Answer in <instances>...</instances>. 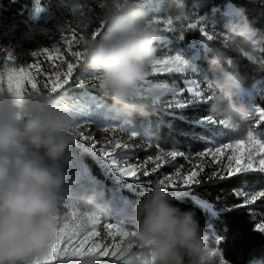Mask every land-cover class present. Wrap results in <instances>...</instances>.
Wrapping results in <instances>:
<instances>
[{
	"label": "clouds",
	"instance_id": "9594fccd",
	"mask_svg": "<svg viewBox=\"0 0 264 264\" xmlns=\"http://www.w3.org/2000/svg\"><path fill=\"white\" fill-rule=\"evenodd\" d=\"M167 11L185 13L180 2ZM156 13L146 0H125L107 12L103 34L84 49L83 69L111 99L118 117L148 114L149 103L138 98L137 89L156 62L161 40L152 21ZM224 33L228 48L247 59L264 52L256 30L244 21L231 23ZM210 50L209 112L244 139L251 119L242 99L248 77L221 48ZM79 114L62 94L30 92L19 101L7 87L0 89V264H36L49 256L63 226V162L77 140ZM93 203L90 197L81 206L92 208ZM135 210L136 246L150 264H218L220 251L195 209L174 204L169 187L153 184Z\"/></svg>",
	"mask_w": 264,
	"mask_h": 264
},
{
	"label": "rangeland",
	"instance_id": "374dc122",
	"mask_svg": "<svg viewBox=\"0 0 264 264\" xmlns=\"http://www.w3.org/2000/svg\"><path fill=\"white\" fill-rule=\"evenodd\" d=\"M165 0H146L147 3L152 4L157 13L152 17L153 23H155L161 33V40L157 43V60L171 59L175 56H179L185 63V70L183 72H153L152 66L149 67V76L147 79L138 87L139 99H149L153 102V97L157 95L151 91V89L159 84L166 85L167 91L159 93V101L165 105V107H176L179 102V95L181 93L187 92L188 96L191 98H196L201 103L198 97H195L191 92L188 91L190 85L189 81H195L196 85L199 86V90L204 93L205 98L209 95L208 77L199 68L197 59L200 57L197 51L191 53L190 58L187 57L184 51L176 48L174 44L169 40L168 33L175 35H181L189 30L191 37L194 35L195 29H189L188 25L190 23H197V28L203 27L209 35L213 37V40H218L222 42L224 48L222 49L227 57L229 58L230 49L225 41V33L219 32L214 29L210 24H208L203 18L195 17L191 13L190 16H185L178 21L172 20V18L166 14L164 8ZM125 0H42V5L45 7V11L39 16L35 14V0H26L23 8L18 11L17 15L6 17V11L4 0H0V72H5L8 67H24L27 68L30 64L38 65L37 68L29 69L31 81L37 84L39 91L47 92L52 86L53 82L56 80L57 74H60L59 79L62 82L65 79L64 74L67 72V65L69 63H77V58L72 55V52H84L86 48V42L89 41L93 33L94 28L99 27V23L105 21L106 14L110 9L122 7ZM224 14L228 19V26L237 21H244L240 15L239 9L229 1L224 10ZM171 19L173 23L168 25L166 21ZM245 22V21H244ZM75 32L77 39L73 41L71 49L65 44V40H72V32ZM198 40H200L204 45H208L211 41H208L206 37L200 32L198 35ZM48 49V53H44V49ZM59 48L60 51L57 52L56 49ZM211 46H207V52H211ZM35 51L40 53L38 56L33 57L31 53ZM9 53H12L13 59L9 60ZM62 57V59H61ZM254 62H259V55L256 60H251ZM195 64L198 66V71L196 70ZM177 77L181 78L178 81ZM80 75L73 74L72 81L80 82ZM82 85H89L94 87L95 80H85L81 81ZM47 85L48 87H45ZM6 88V81L3 84ZM258 89V87H256ZM33 92L31 83L28 81L24 82L23 94ZM88 95V94H86ZM64 95L68 98L71 103L74 104L76 100L82 99L83 101L88 100L91 95ZM248 97L253 95L250 91H245L242 99L245 102ZM96 100H91L90 104L86 108L85 115L93 119L83 125L78 129V137L74 144H81L86 149L89 150L93 155L100 156L102 161L106 163L109 167L107 173L110 169H116L124 166H138V171L147 170L146 165L155 163L157 165H162L172 159L169 155L170 152L161 151L156 157H150L144 161L132 157H125L124 151L127 149H145L149 138L145 134V130L149 129V124L144 123V119L140 115H136L135 120L132 122V127L125 126L124 122H119L118 118H112L105 114H99L101 110L105 107L103 102ZM208 102V101H207ZM250 110L251 119L249 121V130H252L259 139L264 141V127L260 125V114H257L256 109H261L259 106H254L248 103L247 105ZM79 115L84 112L79 111ZM217 123L219 122L215 117L209 115ZM208 117L204 119L205 126H211L208 123ZM222 128L226 129L224 125ZM227 130V129H226ZM134 131L138 136H131V132ZM81 134L89 136L90 140H81ZM235 139L239 137L233 133H223L220 138L211 139L209 141L208 147L213 149L219 146L220 143H232ZM92 142L97 143V148L91 146ZM116 143L122 145L121 148L115 149L113 146ZM124 146H128L127 149ZM107 148L112 152L114 157L112 160L107 159L99 148ZM207 147V148H208ZM207 151L205 149L202 152ZM231 150H226L222 156L213 157L212 155L201 156L200 153L187 155V162L191 164L190 171L182 172L177 171L173 174L166 175L165 177H171L172 181L182 182L183 177L187 176L189 172L196 171L198 173L196 180L198 181L199 175H205L209 173L214 178L221 179L222 176L228 174V157L231 155ZM257 159H259L257 157ZM119 162V163H118ZM120 164V166H119ZM102 169L105 171L104 167ZM179 173V175H177ZM162 178V179H165ZM161 179V180H162ZM101 178L97 180V188L93 190L94 194H99L100 185L102 184ZM167 183V181H165ZM193 183L191 186H193ZM105 186L104 184H102ZM109 187H111L109 185ZM110 191L107 192L105 189L101 191L99 199L94 197V203L91 207H82L81 205L90 197V195H82L75 193V191H68L64 187V205L61 211L66 218L65 223L71 226L86 216L94 215L95 220L83 229L81 236L86 232H95L96 234L91 236L88 243L85 245L86 248H92L99 245V250L97 256L94 258L79 259L77 257H65L63 259H58L53 262V264H75L78 262H88L92 261L93 264H127V261H136L137 257H144L142 250L136 246L135 238L131 235L124 237L121 233L128 232L131 233L136 229H128L121 220H116V213H118L121 208L115 199L111 200L113 194ZM264 191V190H262ZM240 192L245 195V201L255 194L256 192L249 190H241ZM103 196V197H102ZM119 201V200H118ZM122 204V203H121ZM253 204V203H246ZM129 202H126V208ZM123 206V204H122ZM95 209H98L95 210ZM75 212L76 216H72ZM264 224V217L261 215L259 225ZM111 225V227L109 226ZM117 246L120 247V252H116ZM108 251V256H101L99 253ZM220 251V249H219ZM117 256H121V259H116L113 253ZM223 258L222 252L220 251V256L218 264H220V259ZM224 264H229L223 258Z\"/></svg>",
	"mask_w": 264,
	"mask_h": 264
},
{
	"label": "trees",
	"instance_id": "16d2710c",
	"mask_svg": "<svg viewBox=\"0 0 264 264\" xmlns=\"http://www.w3.org/2000/svg\"><path fill=\"white\" fill-rule=\"evenodd\" d=\"M229 1L239 9L244 21L256 30V38L264 44V0H165L164 8L172 20L178 21L184 16H177L174 11H167V9L169 7L174 9L175 4L180 2L185 9V16H190L192 13L195 17L203 18L217 31L226 32L228 19L224 10ZM25 3L26 0H4L5 7L8 9L6 17L17 15ZM99 27H95L94 30ZM104 28L96 35L97 39L103 34ZM199 34L198 28L194 30L192 37L189 30L181 34L184 37L183 40L180 39L181 35L168 33L167 36L176 48L186 53L187 57L190 58L191 53L197 51L200 55L197 59L199 68L208 78H211L206 61L212 54L207 52V46L223 49L224 45L218 40H213L208 45H204L198 40ZM87 44L88 41L86 46ZM228 56L238 64L240 72L248 77V83L245 87L252 93L253 98L248 97L243 102L246 105L249 103L264 109V69L260 67V61H264V52L259 53V62L251 61L231 49ZM83 63L84 57L74 74L78 73L81 81L94 79L91 78V73L88 70L83 69ZM177 78L180 81L181 78ZM81 81H72L64 89L54 94L72 96L92 94L86 101L82 102V99H79L74 102L79 111L84 112L79 115L80 125L93 120L89 116L87 117L85 112L90 101L96 97L100 99L99 103L105 104L99 114L106 113L108 116L110 114L112 118H118L119 122H124L125 126L132 127V129L136 127L132 126L136 115L130 119L118 117L112 109L111 99L106 97L95 83L94 87H90L86 84L82 85ZM47 92L49 91L47 90ZM178 98L180 99L179 104H184L185 107L167 108L160 101L154 104L152 100H146L149 103L148 114L140 116L145 120L144 123L149 124V129L145 130L149 141L145 149H127L124 151V156L140 161L156 157L161 151H175L183 153V156H177L157 167V162L146 165L150 174L144 176L142 175L143 169L138 171V182L122 175L120 168L118 170H116L117 168L110 169V172L107 173L106 170L109 167L106 166L100 156L93 155L81 144H72L63 162L66 190L99 199L103 189L109 192V188H111L113 194L111 200L115 199L121 205L118 213H116V220H121L128 229H136L138 226L136 205L142 200L146 192L151 191L153 184L158 183L166 175L177 171H190L191 164L187 162V155L201 153L207 149L211 139L220 138L223 133L233 134L231 131L222 128L219 122L215 125L205 126L204 119L211 115L209 102L203 101L201 103L198 99L189 97L187 92L181 93ZM260 122V125L264 127V120ZM208 127L218 128L221 131L214 138L207 131ZM199 176L198 183L187 189L180 187L182 182H174L176 188H169L173 203L182 210L195 209L201 226L212 238L214 246L220 249L227 263L264 264V232L258 229L261 215L264 217V198L248 205L245 204L244 197L236 194L246 189L253 192L264 190V173H237L231 177L225 174L226 179L214 178L209 173ZM99 178L102 179L101 182L105 186L101 184L99 194H94L93 190H96V183ZM127 200L129 205L126 208ZM75 264H89V261Z\"/></svg>",
	"mask_w": 264,
	"mask_h": 264
},
{
	"label": "snow or ice",
	"instance_id": "6c2138e0",
	"mask_svg": "<svg viewBox=\"0 0 264 264\" xmlns=\"http://www.w3.org/2000/svg\"><path fill=\"white\" fill-rule=\"evenodd\" d=\"M35 14L39 16L41 13L45 11L44 5H42V0H35ZM168 25H171L173 21L171 19H168L166 21ZM197 23H190L188 25L189 29H196ZM105 21H102L100 24V27L95 30L93 33V38L96 37L97 34L104 28ZM199 31L203 34L204 37L208 41L213 40V37L208 34L207 31L203 27H200ZM183 36L181 35L180 39L183 40ZM77 39L75 32H72V40H65V44L71 49L73 41ZM57 52L60 51L59 48L56 49ZM44 53H48V49H44ZM40 53L33 51L31 55L33 57L38 56ZM72 55L77 58V63H69L67 65V72L64 74L65 79L61 82L59 79L60 74H57L56 80L53 82L52 86L49 88V94L54 95L55 93L59 92L61 89H64L67 85H69L72 82L73 74L75 69L77 68L78 64L80 63L81 59L84 57V52H72ZM9 60L13 59L12 53H9ZM62 59V57H61ZM249 60H252V58H249ZM261 64H264V61H260ZM31 68H37L38 65L36 64H30L27 68L24 67H8L5 72H0V89L4 88L3 84L6 81V85L8 90L19 100L22 101L24 98L23 94V86L24 82L28 81L31 83V87L33 92H38L39 89L37 87V84L30 79V72L29 69ZM185 70V63L181 60L179 56H175L171 59H163V60H157L152 65V71L153 72H183ZM190 85L188 88V91L191 92L195 97H198L201 101L207 102L210 100V96L208 95L206 98L204 96V93L199 90V86L196 85L195 81H189ZM45 87H48L45 85ZM208 89L210 90L211 85H207ZM151 91L154 93H157L153 97V103H157L159 101V93L166 92L167 86L166 85H155ZM137 96L139 97V91H137ZM180 108L185 107L184 104L177 105ZM260 119L264 120V109H260ZM208 123L209 125H215L217 122L212 119L211 117H208ZM220 125H224L223 121H219ZM81 125H79L80 127ZM207 131L211 133V135L215 138L217 134L221 131V129L218 128H212L208 127ZM131 136L136 137L138 134L134 131H132ZM81 140L88 141L90 140L89 136L81 134L80 136ZM91 146L93 148H97V143L92 142ZM115 149H119L122 147L120 143H116L113 146ZM126 149L128 146H124ZM100 151H102L103 155L109 159L112 160L114 157L112 156V152L107 148H99ZM226 150H231V155L228 157L229 164H228V177H231L233 175H236L237 173H249V172H258V173H264V141L259 139L257 135L252 131L249 130L248 135L244 139H235L232 143H220L219 146H216L214 149L212 147H208L207 151L201 152V156L205 155H212L213 157L216 156H222ZM169 155L173 158L177 156H183V153H178L175 151H172L169 153ZM257 157L259 159H257ZM119 163V162H118ZM120 166V164H119ZM158 166V165H157ZM121 174L131 178L135 179L139 182V175H138V166H124L121 167ZM150 173L148 170H144L142 175L148 176ZM179 175V173H177ZM198 173L196 171H191L188 173L187 176L183 177L182 184L180 187L182 189L190 188L193 183H198L196 180ZM227 177L222 176L221 179H226ZM167 181V183L165 182ZM160 184L165 185L169 188H176V184L172 181V178L165 177V179H162L159 181ZM237 195H245L242 192H237ZM264 198V191L256 192L255 194H252L248 200L245 201V203H255L258 199ZM72 216H76V213L73 212ZM96 217L94 215L92 216H86L84 219L73 223L71 226L69 224L65 223L66 218L64 217L63 220V226L57 236L55 244L52 246L50 250V254L47 258L44 260L36 261V264H53L54 261L58 259H63L65 257L71 256V257H77L79 259H85V258H94L97 256L99 245H96L92 248H86L85 245L88 243V240L91 236L95 235V232H86L83 236H81V232L83 229H85L91 221L95 220ZM111 227V225H109ZM259 231L264 232V224H261L258 226ZM124 237H128L129 235L135 236V231H132L131 233L128 232H122L121 233ZM116 252H120V247L117 246ZM101 256H108V251H104L102 253H99ZM113 256H116V259H121V256H117L116 253H113ZM89 264H93V262L90 260ZM127 264H150V261L145 257H137L136 261H127ZM220 264H224L223 258L220 259Z\"/></svg>",
	"mask_w": 264,
	"mask_h": 264
},
{
	"label": "crops",
	"instance_id": "0c3cea01",
	"mask_svg": "<svg viewBox=\"0 0 264 264\" xmlns=\"http://www.w3.org/2000/svg\"><path fill=\"white\" fill-rule=\"evenodd\" d=\"M96 99H99V98H94L93 100H96ZM141 100H149V99H141ZM98 101H100V99L98 100ZM83 125V124H82Z\"/></svg>",
	"mask_w": 264,
	"mask_h": 264
},
{
	"label": "bare ground",
	"instance_id": "6f19581e",
	"mask_svg": "<svg viewBox=\"0 0 264 264\" xmlns=\"http://www.w3.org/2000/svg\"><path fill=\"white\" fill-rule=\"evenodd\" d=\"M181 81V80H180ZM258 112H260V111H258Z\"/></svg>",
	"mask_w": 264,
	"mask_h": 264
}]
</instances>
